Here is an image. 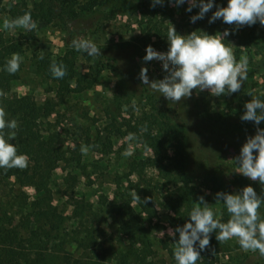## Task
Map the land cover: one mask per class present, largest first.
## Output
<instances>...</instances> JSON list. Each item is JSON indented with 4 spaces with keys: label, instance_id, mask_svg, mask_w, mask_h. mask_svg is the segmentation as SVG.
<instances>
[{
    "label": "rangeland",
    "instance_id": "rangeland-1",
    "mask_svg": "<svg viewBox=\"0 0 264 264\" xmlns=\"http://www.w3.org/2000/svg\"><path fill=\"white\" fill-rule=\"evenodd\" d=\"M33 1L37 0H2L0 3L1 39L6 43H21V49L16 53L20 57L19 73L11 82L9 95L14 97L30 94L39 103L45 99L53 101L55 113L48 119L60 134L65 158L59 161L50 179L37 186L19 187L13 178L0 183V231H6L10 235L15 230L19 232L18 235L27 247L26 257L29 261L24 264H40L36 257L41 255L58 262L64 252L69 253L73 264H172L174 253L170 255L168 247L172 246L174 249L175 240L168 235V230L186 223L175 211L179 195H188L193 206L203 196L216 213V218L220 219L222 204L216 201L217 192L210 190L202 178L183 184L165 178L153 166L144 167L140 176L137 175L139 172L131 173V167H140L136 163L140 159L153 157L149 141L154 137H161L162 128L158 123L155 126L151 123L153 117L150 113L154 111L152 100L143 95L140 89L130 86L126 77L103 70L90 88L64 97L55 95L52 82L37 70L32 57H54L66 49L64 38L67 35L61 30L57 20L47 22L37 19L36 28L30 31L21 27L14 30L3 27L6 19L12 20L9 16L12 6L31 7ZM187 7V3L175 6L169 4L168 0L154 7L152 0H103L85 15L84 23L88 21L90 28L82 33L81 38L97 45L121 42L137 44V40L141 41L142 44L139 43L143 47L137 57L141 68L148 69L147 75L152 80L162 79L166 74L162 69V62L155 59L148 62L143 60L145 49L150 44L147 38L142 37V31H148L152 35L151 41L161 39L158 47L164 50H156L166 52L167 36L157 38L153 35L168 32L171 24L178 34H189L191 28L186 24L185 18ZM76 25L82 27L81 23L76 22ZM259 25L261 26L260 23ZM229 27L228 24L216 26L210 34L223 33ZM261 27L264 29V26ZM229 32L225 44L232 47L238 61L243 57L248 60V76L241 86L242 105L251 100L248 93L263 96L264 99V57L255 54L250 47L238 46L235 32ZM90 62L83 53L76 54L74 76L85 72ZM192 91L198 98L210 93L208 90ZM211 102L214 106L213 99ZM226 103L219 101L218 105ZM160 119L169 133L171 122ZM167 155L173 158V150L168 149ZM236 157V148L229 147L221 162V171L229 181H233L234 174H239L240 180L245 183L239 190L248 185L255 187L258 181H252L237 172L238 165L234 162ZM131 162L134 164H130ZM69 175L75 177V180L65 184L64 178H69ZM128 180L132 183L139 180L150 189L154 199L155 216L145 223L144 235L149 252L145 251L143 258L139 257L141 243L132 245L117 234L124 217L115 215L109 208L123 199V193L128 190ZM39 188L50 191V198L47 199L56 220L43 222L42 227L45 228H41V223L38 222H31L28 228H22L20 217L28 216L25 215L27 212L32 213L39 201H47L43 199L44 194L39 192ZM75 198L84 201V208L78 219L72 217ZM32 217L33 214L30 215L31 219ZM35 227L40 229L41 235L38 239H30L29 230ZM45 229L50 231L47 237L43 236ZM161 231L165 233L164 236H161ZM220 243L221 248L213 256L214 264L229 263L230 254L233 256L238 252L252 251L242 249L236 238ZM209 245L204 249L205 253L213 250L208 249ZM33 259L38 261L34 263ZM258 259L263 260L264 257L260 256Z\"/></svg>",
    "mask_w": 264,
    "mask_h": 264
},
{
    "label": "trees",
    "instance_id": "trees-1",
    "mask_svg": "<svg viewBox=\"0 0 264 264\" xmlns=\"http://www.w3.org/2000/svg\"><path fill=\"white\" fill-rule=\"evenodd\" d=\"M1 2L2 0H0ZM101 2L103 0H85L83 2L79 0H37L31 3V7L17 8L12 6L9 9V16L11 19H15L25 13H30L34 21L43 19L50 22L55 19L61 30L66 33L67 36L64 38L66 49L62 53L54 57L36 55L32 57L37 70L52 82V90L57 97H64L70 93H77L90 88L101 71L109 70L116 76L126 77L130 86L140 89L143 95H147L152 100L154 111L150 113L153 117L151 123L154 126L158 123V126L162 128V135L149 141L153 157L140 159L136 162L140 167H131V173L139 172L137 175L140 176L144 167L153 166L165 178L183 184L202 178L207 182L209 189L214 192L232 193L239 191V187L244 186L245 183L240 180L239 174H234L233 181H229L221 171V162L226 157L229 147L236 148L238 156L247 138L255 135L257 127L264 128V122L257 126L252 121L241 120L245 111L240 95L243 93V88L230 95L223 94L217 97L209 93L208 96L202 98L196 97L192 91L190 97L182 98L179 102H172L142 83L139 77L141 66L137 59L143 47L141 41L137 40V44L132 42L96 44L101 51V55L98 56H89L83 51H77L72 46V41L81 39L82 33L90 28L88 21L84 23V17ZM215 5L226 6L227 0H214L213 9L203 19L197 20L195 23H192L190 18L199 9L193 8L192 12H187L186 24L190 26L191 32L203 30L210 34L216 26H225L222 19H217L211 24L208 22L212 12L216 10ZM76 22L81 23L82 27L77 26ZM228 30L235 32L238 46L250 47L255 54L264 57V29L259 25V22L252 26L244 25L239 28L233 24ZM142 33V37L147 38V42H150L148 44L154 49H159L158 44L161 39L151 41L152 35L148 31L143 30ZM161 34L162 32H158L154 33L153 36L165 38L167 31H163ZM20 49L21 43L13 41L6 43L0 37V109H3L6 120L14 119L17 121L18 126L15 130L6 128L4 132L14 131L15 137L12 143L16 146L18 154L27 155L28 163L27 167L24 168H0V183H5L13 178L19 187H24L37 186L38 183L48 181L59 161L65 158V150L62 148L60 134L48 119L51 114L55 113V104L52 100L45 99L39 103L30 94L14 97L9 95L11 82L18 77L19 69L15 73L8 72L7 61ZM79 53H83L91 62L85 72L75 77V56ZM52 64L63 65L66 69V75L63 78H55L50 70ZM152 79L149 77L150 81ZM262 97L260 98L262 99ZM212 99L214 106H212ZM219 101L227 103L218 105ZM160 118L171 122L169 133L167 128L162 126ZM168 149L173 150V158L167 155ZM130 164H134V162ZM68 177L64 178L65 184L75 180V177L71 175ZM128 181V190L123 193V199L109 208L115 215L124 217L123 222L118 226L117 234L132 245L141 243L139 257L143 258L145 257L144 252H149L146 248L144 235L145 223L155 216L154 199L150 189L141 184L139 180H136L135 183ZM234 184L236 187L233 188ZM253 188L258 195H264V185H261L259 181ZM39 192H43V199L50 198L48 189L39 188ZM136 194L140 200L136 198ZM48 199L47 201H39L33 207L32 213L27 212L25 214L28 216L20 217L19 222L22 220V228H28L31 222L41 223L40 227L45 228L42 227L43 222L50 223L56 220ZM73 202L72 217L78 219L84 208V201L75 198ZM221 204L222 217L220 220L225 222L230 218V214L227 213L222 202ZM192 207L194 206L191 204L188 195L180 194L175 205V211L186 222L190 220L188 215ZM258 212L264 217V205H261ZM31 214H33L32 219L30 218ZM39 230L38 227L29 230L30 239H38L41 235ZM45 231L43 236L47 237L50 231L48 229ZM18 233L15 230L10 235L6 231H0L2 234L0 235V264H24V262L29 261L26 257V244ZM215 237V232L210 234L211 243H209L211 245L208 249L213 250L209 251L210 254L205 253L204 250L200 251L201 257L196 264H214L213 256L221 248V243ZM168 252L170 255L174 253L172 246L168 247ZM260 256L262 255L258 251L238 252L233 256L232 254L229 255V263L222 262L221 264H264V259H258ZM36 258L39 259L40 264H73L69 253L65 252L60 256L58 262L48 260L44 255ZM38 259H33V262L35 263ZM172 264H176L175 259L172 260Z\"/></svg>",
    "mask_w": 264,
    "mask_h": 264
},
{
    "label": "clouds",
    "instance_id": "clouds-1",
    "mask_svg": "<svg viewBox=\"0 0 264 264\" xmlns=\"http://www.w3.org/2000/svg\"><path fill=\"white\" fill-rule=\"evenodd\" d=\"M164 2L165 0H152V6L162 5ZM168 3L175 6L187 3V12L198 8L199 11L190 18L192 23L203 19L214 7V0H168ZM215 7L216 10L208 20L210 24L222 19L225 24H235L237 28L252 26L257 22L264 26V0H227L226 6ZM3 27L10 30L21 27L30 31L36 28V23L30 13H25L12 20L6 19ZM229 35L228 29L214 35L203 30L180 35L171 24L167 32L168 50L160 52L149 45L143 57L145 62L153 59L162 62V69L166 74L162 79L150 81L148 69L142 67L139 73L142 83L172 102L190 97L193 89L208 90L217 97L238 92L248 76V60L247 57L239 61L236 59L232 47L225 44ZM72 46L89 56L101 55L100 49L90 40L74 39ZM19 67L20 57L13 54L7 61V71L15 73ZM50 70L58 79L66 75L63 65L52 64ZM248 95L251 100L244 105L241 120L252 121L258 126L264 122V99L253 96L252 93ZM17 126V121L6 120L3 109H0V168L27 167V155L18 154L12 143L14 131L4 132L6 128L15 130ZM234 162L238 165V173L264 185V128L257 127L255 135L247 138ZM136 198L140 200L137 194ZM215 198L223 203L230 214L226 222L216 218L211 205L201 196L189 212L190 220L183 226L168 230V235L175 240L176 264H196L201 257L200 251L209 245L210 234L213 232L219 242L236 238L242 249L258 251L264 256V217L258 212L261 205H264V195H258L248 185L232 193L217 192ZM164 235L161 231V236Z\"/></svg>",
    "mask_w": 264,
    "mask_h": 264
}]
</instances>
